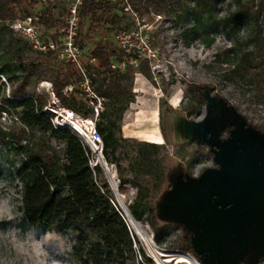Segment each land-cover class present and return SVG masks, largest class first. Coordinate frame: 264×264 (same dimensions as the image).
Masks as SVG:
<instances>
[{"label": "rangeland", "instance_id": "obj_1", "mask_svg": "<svg viewBox=\"0 0 264 264\" xmlns=\"http://www.w3.org/2000/svg\"><path fill=\"white\" fill-rule=\"evenodd\" d=\"M67 2L60 0L53 7L57 28L64 24ZM191 9L192 0H184L173 7L171 15L138 13L152 25V41L159 58L156 62L142 60L136 67L134 92L137 74L148 86L142 89V94L136 93L142 99L138 104L141 108L129 107L118 122L121 129L118 154L122 157V166L127 169L124 176L132 177L128 168L130 158L136 154V146L127 140L152 141L143 135L125 137L122 131L125 114L128 111L130 120L140 121L138 112L143 109L147 113L156 100L165 136L162 143H157L162 145L158 170H163L164 180L155 187V177L141 176L147 180L144 186L149 188V201L157 222L155 232L149 223L138 221L145 231L141 237L124 210L138 189L131 184L119 189L117 166L113 164L114 185L101 165L115 204L134 236L136 256L127 264H264V103L256 98L253 89L226 79L228 65L214 62L215 54L230 46L226 36L210 33L204 40L186 31L192 25ZM157 15H161V19L156 20ZM133 27L135 23L131 17L120 7L111 5L110 10H104L95 19L82 18L80 42L87 50L99 42L116 47L113 40L116 30ZM54 61L64 62L58 57H54ZM0 75L8 94L10 83ZM27 82L30 92L47 93L52 100L48 92L52 88L49 80L30 77ZM191 83L209 89L210 98L216 102L214 118L208 116L207 104L201 103L200 110L194 108L198 107L197 100L187 92ZM176 93H180V101L174 109L170 101ZM180 115L190 120L189 130L182 129L185 121ZM15 121V111L7 113L2 107L0 264H78L71 257L74 242L70 236L23 224L18 207L22 204L25 183L15 175L21 157L9 151L3 136ZM215 142L223 144L217 160L208 148ZM224 153L229 154L228 162L224 160ZM192 234L194 249L199 255L191 247Z\"/></svg>", "mask_w": 264, "mask_h": 264}, {"label": "trees", "instance_id": "obj_2", "mask_svg": "<svg viewBox=\"0 0 264 264\" xmlns=\"http://www.w3.org/2000/svg\"><path fill=\"white\" fill-rule=\"evenodd\" d=\"M182 1L131 0V4L140 15H171L173 7ZM36 3L37 0H0V74L7 78L11 87L7 94L6 83L0 75V110L3 107L7 113L12 110L16 113V121L3 136L9 151L21 157L15 175L24 181L25 187L18 210L23 215V224L70 236L74 242L71 257L78 264H127L136 256L134 236L115 204L103 167L101 164L91 166L92 151L75 131L53 123V116L45 111L51 103L50 96L29 91L27 81L30 77L47 79L61 106L84 117L92 114L86 96L78 87L80 75L73 65L57 64L53 52L35 50L12 30V21L32 13ZM111 5L124 12L120 2L84 0L80 6L81 22L86 16L95 19L104 10H110ZM45 7L41 10L42 23L47 28H57L52 13L55 6ZM191 15L192 25L186 31L204 40L210 33L226 36L230 46L217 52L214 62L228 65L226 79L253 89L256 98L264 103V0H192ZM80 45L85 48L83 43ZM87 53L97 60V63L87 64L92 83L106 99L96 122L104 143V159L117 166L119 189H125L127 184L138 189L128 204L131 216L136 221L149 223L156 232L149 188L144 186L147 180L141 176H153L157 181L155 187L161 185L164 172L161 168L158 170V155L162 145L127 140L136 146V154L130 158L128 168L132 177L124 176L127 169L122 166V157L118 154L121 141L118 122L136 99L133 91L136 67L113 68L112 63L123 53L107 42L97 43ZM69 85H73V91L66 94L63 90ZM187 92L197 100L198 107L194 108L200 110L201 103H205L208 116L211 119L216 116V102L210 98L207 87L191 83ZM208 148L217 160L223 144L215 142ZM225 153L224 160H229V154ZM155 239L159 241L157 233ZM193 240L192 234L191 247L199 255ZM142 253L145 257V252Z\"/></svg>", "mask_w": 264, "mask_h": 264}, {"label": "built area", "instance_id": "obj_3", "mask_svg": "<svg viewBox=\"0 0 264 264\" xmlns=\"http://www.w3.org/2000/svg\"><path fill=\"white\" fill-rule=\"evenodd\" d=\"M60 0H37L32 13L17 17L12 21V30L20 37L26 39L32 47L39 52H53L62 61L73 65L80 75L78 87L86 96L92 114L84 117L72 109L60 105L53 88L48 92L52 96L51 103L45 107V111L53 116V123L59 127H68L75 131L90 147L92 167L101 164L104 169L113 176L112 183L115 185V171L113 164H103L104 143L102 135L96 126V122L104 110L106 99L101 96L92 83V75L87 70L88 63H97L94 57H90L87 50L80 45L79 35L81 29L80 6L84 0H68L64 24L47 33L42 23L41 8L43 6H56ZM120 2L124 13L128 14L135 23L133 28H122L116 30L113 35L114 44L122 57L112 63L113 68L125 70L129 65L138 67L140 61L156 62L159 52L153 45L151 36L152 25L140 18L138 12L132 7L131 0H107ZM156 16V20L161 19ZM52 86V84H50ZM64 93L73 91V85L66 86Z\"/></svg>", "mask_w": 264, "mask_h": 264}, {"label": "crops", "instance_id": "obj_4", "mask_svg": "<svg viewBox=\"0 0 264 264\" xmlns=\"http://www.w3.org/2000/svg\"><path fill=\"white\" fill-rule=\"evenodd\" d=\"M47 33L52 32L54 29L56 28H47L45 26ZM134 86V84H133ZM147 81L143 79V77H141V75L137 74V77L135 78V93H140L142 94L143 91L142 89L147 88ZM134 91V90H133ZM139 96H137V101L136 99L130 103L129 107L130 108H134L136 106V110H138L139 108V103L142 102V99ZM179 101H180V93H176L175 95H173L171 101H170V105L176 109L179 106ZM137 104V105H136ZM128 107V109H129ZM127 109V110H128ZM158 107L156 105V100H155V104L154 106L146 113L143 111V109L140 110V113L138 112L137 114V119H140V121L136 120V121H132L130 120L128 117V111L125 114V119H124V124L122 127V131L124 133L125 137H135V135H143V136H148L150 138V141L152 142H156V143H162V140L165 138L162 127L160 125L159 122V111H158ZM143 113H144V117H143ZM183 114V112L181 113ZM124 118V117H123ZM180 118L185 121L183 123L182 129H186L189 130V125L188 122H190L189 119H187L186 117H184L183 115H180ZM180 128V126H178ZM178 128V130H179ZM183 132V130H182ZM180 134H181V130H180ZM156 140V141H155ZM159 141V142H158Z\"/></svg>", "mask_w": 264, "mask_h": 264}, {"label": "bare ground", "instance_id": "obj_5", "mask_svg": "<svg viewBox=\"0 0 264 264\" xmlns=\"http://www.w3.org/2000/svg\"><path fill=\"white\" fill-rule=\"evenodd\" d=\"M155 141H156V140H155ZM158 142H159V141H158ZM121 198H122V197H120V200H121ZM121 202H122V200H121ZM122 204H123V203H122ZM124 210H125V212H126L128 218H129V221H130L131 225L136 229V231L138 232V234L141 235V237H142V235L145 234V231H144V229H143V226L141 225L140 222L136 221V220L131 216V214L128 212V208H126L125 206H124ZM180 259H181V258H180ZM183 263H184V262H183ZM187 263H188V262H187ZM189 263H190V262H189Z\"/></svg>", "mask_w": 264, "mask_h": 264}, {"label": "water", "instance_id": "obj_6", "mask_svg": "<svg viewBox=\"0 0 264 264\" xmlns=\"http://www.w3.org/2000/svg\"><path fill=\"white\" fill-rule=\"evenodd\" d=\"M103 164H104V165L106 164L105 160H103ZM107 173H108L110 179H113V176L111 175V173H110L109 171H107ZM128 212L130 213L129 209H128ZM125 214H126V213H125ZM130 214H131V213H130ZM126 216H127V215H126Z\"/></svg>", "mask_w": 264, "mask_h": 264}]
</instances>
